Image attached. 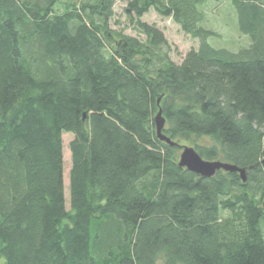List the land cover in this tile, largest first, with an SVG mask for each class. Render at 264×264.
Segmentation results:
<instances>
[{"label":"trees","instance_id":"trees-1","mask_svg":"<svg viewBox=\"0 0 264 264\" xmlns=\"http://www.w3.org/2000/svg\"><path fill=\"white\" fill-rule=\"evenodd\" d=\"M117 1L0 0V264H264V0H230L238 52L208 42L211 0H125L136 36ZM151 10L199 49L176 63ZM194 137L247 181L180 167Z\"/></svg>","mask_w":264,"mask_h":264},{"label":"rangeland","instance_id":"rangeland-1","mask_svg":"<svg viewBox=\"0 0 264 264\" xmlns=\"http://www.w3.org/2000/svg\"><path fill=\"white\" fill-rule=\"evenodd\" d=\"M126 8L127 3L125 0L117 1L113 27L116 30L124 31L128 35L136 36L137 32L127 15ZM59 9L61 8L59 7ZM143 21L155 24L164 32L172 47L171 57L176 63H182L183 59L191 50L199 49L200 41L192 35L185 33L171 18L161 17L156 11L151 10L143 17ZM203 26L217 33L208 40L210 45L215 48L238 52L241 48L247 47L250 43L249 37L243 35L238 29V19L230 0H211L207 6V19L206 22L203 23ZM73 138L74 135L71 133L64 134L63 136L66 207L68 210L70 209L69 185L70 171L72 167L70 143ZM194 142L202 146L213 144V141L208 137H194L189 141L182 139L180 141L179 154L182 153L185 147L196 149ZM205 160L213 161L208 159Z\"/></svg>","mask_w":264,"mask_h":264},{"label":"water","instance_id":"water-1","mask_svg":"<svg viewBox=\"0 0 264 264\" xmlns=\"http://www.w3.org/2000/svg\"><path fill=\"white\" fill-rule=\"evenodd\" d=\"M165 119L162 116V112L160 111L158 116L156 117L157 131L158 136L162 141L167 142L170 145H174L170 138L163 134V129L165 126ZM264 164V160H263ZM179 166L186 168L188 171L193 172L199 176L210 178L213 177L217 171L224 170L227 172H237L241 175V178L244 182L247 181L246 178V170L240 169L235 165L230 163H224L221 161H207L203 159V157L198 153L195 148L185 147L182 151L179 159ZM264 209V203H263Z\"/></svg>","mask_w":264,"mask_h":264}]
</instances>
